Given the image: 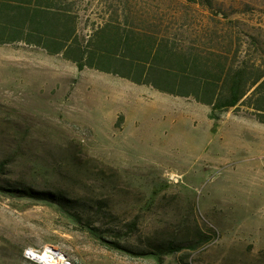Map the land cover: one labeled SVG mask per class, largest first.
Here are the masks:
<instances>
[{
  "label": "rangeland",
  "instance_id": "obj_1",
  "mask_svg": "<svg viewBox=\"0 0 264 264\" xmlns=\"http://www.w3.org/2000/svg\"><path fill=\"white\" fill-rule=\"evenodd\" d=\"M61 1L83 41L111 17L187 38L223 18L264 48V0L193 11L181 7L192 0ZM210 110L34 46H0V187L66 197L0 189V264H39L26 250L51 247L76 264H264V123L245 107L217 121ZM169 242L182 247L160 252Z\"/></svg>",
  "mask_w": 264,
  "mask_h": 264
},
{
  "label": "trees",
  "instance_id": "obj_2",
  "mask_svg": "<svg viewBox=\"0 0 264 264\" xmlns=\"http://www.w3.org/2000/svg\"><path fill=\"white\" fill-rule=\"evenodd\" d=\"M189 2L181 7L193 11L207 6ZM238 23L212 18L203 23L202 35L187 38L111 17L83 41L76 13L61 0H0V44L25 41L51 54L62 52L80 70L93 68L207 105L215 121L245 107L264 123V48L252 51V45H245ZM0 189L66 204L63 194L52 191ZM160 246L162 253L182 247L174 242Z\"/></svg>",
  "mask_w": 264,
  "mask_h": 264
},
{
  "label": "built area",
  "instance_id": "obj_3",
  "mask_svg": "<svg viewBox=\"0 0 264 264\" xmlns=\"http://www.w3.org/2000/svg\"><path fill=\"white\" fill-rule=\"evenodd\" d=\"M34 250V252H33ZM46 250V248L44 249ZM52 251V255L54 256V258L52 257V264H76L74 261H72L68 256H66L63 252H61L59 249L55 248V247H51L50 249ZM42 251H38L36 249H28L26 250V258H30V260L34 261L33 258L31 257L32 255H35V253H41ZM56 253H62L65 255V259L62 261H57L56 259L58 258V255ZM28 258V259H29ZM36 262V261H35ZM38 263V262H37ZM41 264V263H39Z\"/></svg>",
  "mask_w": 264,
  "mask_h": 264
},
{
  "label": "bare ground",
  "instance_id": "obj_4",
  "mask_svg": "<svg viewBox=\"0 0 264 264\" xmlns=\"http://www.w3.org/2000/svg\"><path fill=\"white\" fill-rule=\"evenodd\" d=\"M56 254L58 255V258L56 259L57 261H62L65 259L64 254L62 253H56ZM31 257L33 258L34 261L41 264H52L51 262L52 257L54 258V256L52 255V251L50 249L43 250L41 253H35V255H32Z\"/></svg>",
  "mask_w": 264,
  "mask_h": 264
},
{
  "label": "crops",
  "instance_id": "obj_5",
  "mask_svg": "<svg viewBox=\"0 0 264 264\" xmlns=\"http://www.w3.org/2000/svg\"><path fill=\"white\" fill-rule=\"evenodd\" d=\"M19 43H23V44H26V45H30V46L37 47V48L41 49L42 52H44L46 55H48V56H50V57H51V56H55V55H60L65 61H70V62H72L73 64H75V65L77 66L76 63H74L73 61H71V60L65 58L62 52H61V53H58V54H51V53H49L45 48H43V47H41V46H38V45H35V44H28V43L25 42V41L14 42V43H7V44H0V46H4V45H14V44H19ZM77 67H78V66H77ZM87 68H88V67H87ZM84 69H85V68H84ZM84 69H83V70H84ZM90 69H93V68H90ZM78 70H80V69L78 68ZM94 70H96V69H94ZM81 71H82V70H81ZM97 71H99V70H97ZM101 72H102V71H101ZM105 73H106V72H105Z\"/></svg>",
  "mask_w": 264,
  "mask_h": 264
}]
</instances>
